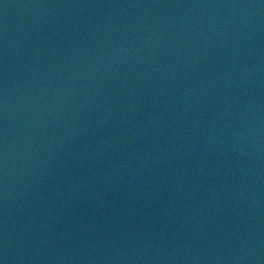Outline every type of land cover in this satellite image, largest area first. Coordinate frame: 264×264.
Wrapping results in <instances>:
<instances>
[{
    "label": "water",
    "instance_id": "obj_1",
    "mask_svg": "<svg viewBox=\"0 0 264 264\" xmlns=\"http://www.w3.org/2000/svg\"><path fill=\"white\" fill-rule=\"evenodd\" d=\"M0 264H264V0H0Z\"/></svg>",
    "mask_w": 264,
    "mask_h": 264
}]
</instances>
